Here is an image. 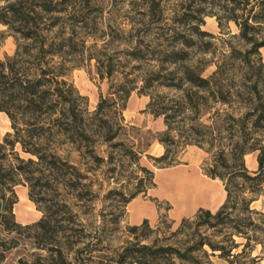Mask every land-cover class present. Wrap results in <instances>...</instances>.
Here are the masks:
<instances>
[{"label": "trees", "instance_id": "1", "mask_svg": "<svg viewBox=\"0 0 264 264\" xmlns=\"http://www.w3.org/2000/svg\"><path fill=\"white\" fill-rule=\"evenodd\" d=\"M4 1L0 23L14 34L16 49L0 58V114L11 128L0 142V226L7 232L22 228L12 213L17 185L28 187L29 199L43 213L24 226L32 230L42 253L20 264H216L214 259L260 264L264 213L251 205L264 196V0H181L170 17L158 0H139L133 2L128 31L112 33L108 25L109 32L100 36L91 31L96 29L89 18L91 0ZM205 16L215 17L219 27L232 21L239 39L249 45L245 52L231 55L250 71L241 83L238 74L221 63L208 76H203L204 66L190 63L193 54L211 52L213 46L205 38L214 36L201 30ZM80 29L90 31L84 36ZM100 38L105 42L97 48ZM4 39L1 34L0 47ZM111 44L126 47L111 52ZM86 59L95 61L100 79H107L114 90L113 98H101L93 112L69 80L71 69ZM135 90L149 96V113L163 118L162 159L168 158L170 148L196 145L210 153L217 149L205 175L222 182L225 200L215 211L199 208L183 217L172 231L173 223L166 225L171 232L161 238L150 240L148 233L161 232L162 220L155 228L146 219L130 225L133 240L112 255H96L108 237L109 221L103 216L97 225L92 219L94 181L70 154L85 143L89 158L100 160L94 149L96 134L105 141L117 136L106 113L120 114ZM206 115L210 125L203 120ZM63 145L69 147L67 155L60 153ZM252 153L257 154L255 170L245 165V156ZM59 191L71 193L75 200L48 195L61 197ZM139 193L136 190L124 203ZM7 248L0 239V261Z\"/></svg>", "mask_w": 264, "mask_h": 264}, {"label": "rangeland", "instance_id": "2", "mask_svg": "<svg viewBox=\"0 0 264 264\" xmlns=\"http://www.w3.org/2000/svg\"><path fill=\"white\" fill-rule=\"evenodd\" d=\"M139 0H91L89 8V18L91 23L96 24V29H91L96 36H100L103 31L109 32L108 25L112 26V33L126 32L130 29L128 24L129 19L135 14L133 2ZM161 2L166 15L170 17L173 14V9L181 2V0H158ZM82 3L83 0L81 1ZM140 3V2H139ZM5 5L4 0H0V7ZM201 30L211 33L213 38H205L210 41L213 46L211 52L193 54L190 63L193 65L204 66L203 76L211 74L216 67V64L221 63L227 68H230L238 74L236 81L241 83V77L251 76L248 67L236 57H231L238 51L245 52L249 45L244 44L238 37V27L232 21H223L222 26H218L215 17L205 16L203 18ZM85 36L90 30H79ZM4 34L5 39L0 47V58L4 55H12L16 49V41L14 34L9 31L7 26L0 23V35ZM111 35L106 36V40L110 39ZM98 40L97 48L102 47V41ZM92 40L87 37L86 45H90ZM124 44H111V52L113 49L124 50ZM261 52V50H260ZM87 54V53H86ZM264 64V50L262 52ZM129 69V68H128ZM133 77V75H129ZM120 79V78H119ZM69 80L78 90L79 94L87 98L86 107L89 112H93L100 99L105 98L111 100L114 91L111 88L110 82L107 79H100L96 68L95 61L82 60L79 66L71 69ZM138 86L140 83L137 84ZM163 94L172 95L173 92L167 89H159ZM149 96L140 94L137 90L132 91L129 98L124 102V108L119 111L120 114L106 113L105 118L113 126V132L117 136L112 141H105L104 136L100 133L94 138L95 154L100 160L89 158L86 152L85 143L80 144L79 150H72L70 159L81 169L82 172L87 170L88 175L94 181L93 190L97 194L94 201V213L96 215L94 221L100 225L103 216L108 222V237L103 242L101 251H97L96 255H112L115 251L120 250L125 246L128 240H133V236L128 231V226L132 224L131 219V204L124 203L136 190L140 193L136 196L143 201L145 211L152 209L154 216L148 218V223L151 228L162 220L163 224L161 232H150V240L155 237H162L169 229L166 225L172 224L171 231L176 229L180 220L183 218L181 209L177 208L176 204L166 198L160 196V185L158 176L167 170L174 168L188 169L196 171L200 176L209 180L205 175V171L213 163V158L217 149L206 152L204 149L196 145H187L182 148L172 149L168 154L167 159H162L166 149L159 142L160 135L165 131V125L162 117H154L149 113L147 105ZM238 105V104H237ZM243 107V106H242ZM220 108V106H216ZM214 110L211 111V114ZM239 111V110H238ZM203 120L207 124H211L209 115H206ZM11 132L10 122L4 114H0V142H2L5 134ZM18 149V148H17ZM60 153L67 155L69 147L63 145ZM71 149V148H70ZM21 157L28 158V155L21 153ZM256 153L245 156V165L249 170H255L257 167ZM147 169L149 172L142 170ZM89 170V172H88ZM174 174H178L175 172ZM216 184L218 193L224 195L222 203L225 200V192L222 182L216 179L213 182ZM15 203L12 207L13 219L16 223L22 225L18 231L7 232L0 226V239L6 243L8 247L3 252L0 264H20V260L30 262L36 254L42 253L34 244L31 235V229H27L26 225H32L38 221L43 213L39 210L38 205L31 201L28 197L29 189L27 186L17 185L14 187ZM61 197L54 196L55 192H50L48 195L55 199H70L73 202L71 193L59 191ZM53 195V196H52ZM58 197V198H57ZM135 197V198H136ZM38 198V194L35 196ZM78 204H81L80 202ZM252 208L264 213V196L259 197L252 203ZM75 210L83 209L75 207ZM193 216V215H192ZM191 217V216H190ZM82 219H86L83 216ZM11 222L12 219H9ZM139 225V224H137ZM170 231V232H171ZM1 250V249H0ZM216 264H225L224 262L214 259ZM260 264H264V259Z\"/></svg>", "mask_w": 264, "mask_h": 264}, {"label": "crops", "instance_id": "3", "mask_svg": "<svg viewBox=\"0 0 264 264\" xmlns=\"http://www.w3.org/2000/svg\"><path fill=\"white\" fill-rule=\"evenodd\" d=\"M263 50H264V47L261 49V54H262ZM170 172H173V173L178 172V174H182V173L190 174V176L192 178H194V180L204 184L205 187L207 188L206 189L207 193L209 192V195L205 198V200L202 203H198V204H191V202L193 203L194 201H192L193 199L191 196L187 195V197H186V200L188 203L187 207L184 209H181V211L183 212L182 213L183 217H190V216L194 215L199 208L209 209L211 211H215L222 204V199H223L224 195L222 193H218L217 188L215 187L216 184L213 183L216 180H213L210 178H209V180L205 179L202 176H200L198 174V172H196L194 170L189 171L188 169H182V168H174L171 170H167L160 175L170 173ZM159 176H158V179H159ZM158 183H159V181H158ZM160 188H161V186H160ZM210 193H214V195L211 196ZM130 204L132 206V208H131V219H132L131 222H132V224H135V225L140 224L143 220H145V219L148 220L149 217L154 216V211L152 209H150L149 211H145L143 201L141 199H139L138 197L134 198L130 202Z\"/></svg>", "mask_w": 264, "mask_h": 264}, {"label": "bare ground", "instance_id": "4", "mask_svg": "<svg viewBox=\"0 0 264 264\" xmlns=\"http://www.w3.org/2000/svg\"><path fill=\"white\" fill-rule=\"evenodd\" d=\"M158 181L161 186L160 196L174 202L179 209L187 207V195L191 196L193 199L192 201H194L193 203L191 202V204L202 203L209 195L205 185L194 180V178L187 173L179 175L173 172L166 173L160 175ZM210 194L211 196L214 195V193Z\"/></svg>", "mask_w": 264, "mask_h": 264}, {"label": "water", "instance_id": "5", "mask_svg": "<svg viewBox=\"0 0 264 264\" xmlns=\"http://www.w3.org/2000/svg\"><path fill=\"white\" fill-rule=\"evenodd\" d=\"M0 211H1V203H0Z\"/></svg>", "mask_w": 264, "mask_h": 264}]
</instances>
